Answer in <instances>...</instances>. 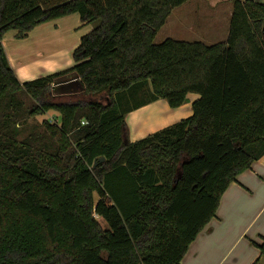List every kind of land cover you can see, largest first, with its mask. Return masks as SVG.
Returning <instances> with one entry per match:
<instances>
[{
    "label": "trees",
    "instance_id": "1",
    "mask_svg": "<svg viewBox=\"0 0 264 264\" xmlns=\"http://www.w3.org/2000/svg\"><path fill=\"white\" fill-rule=\"evenodd\" d=\"M188 1L0 0V264H180L264 156V2L234 0L223 41L155 42ZM74 13L93 26L74 65L20 81L5 34ZM73 73L82 96H55ZM190 93L191 116L126 138L127 114L159 99L178 108ZM49 110L60 124L18 138Z\"/></svg>",
    "mask_w": 264,
    "mask_h": 264
},
{
    "label": "crops",
    "instance_id": "2",
    "mask_svg": "<svg viewBox=\"0 0 264 264\" xmlns=\"http://www.w3.org/2000/svg\"><path fill=\"white\" fill-rule=\"evenodd\" d=\"M92 28L74 13L36 26L24 39H18L16 31H9L3 46L19 80L30 81L74 65L73 51ZM198 98V94L190 93L187 103L178 108L159 99L133 110L126 116L130 140H139L191 116ZM145 130L149 132L140 136ZM263 241L264 156L230 184L216 216L190 244L180 264H264L259 248Z\"/></svg>",
    "mask_w": 264,
    "mask_h": 264
},
{
    "label": "rangeland",
    "instance_id": "3",
    "mask_svg": "<svg viewBox=\"0 0 264 264\" xmlns=\"http://www.w3.org/2000/svg\"><path fill=\"white\" fill-rule=\"evenodd\" d=\"M217 1L218 0H190L184 6L173 10L166 24L157 34L155 42L159 43L167 38L187 41L201 40L206 43H215L225 40L229 32L234 1L226 0L216 3ZM256 1L264 2V0ZM54 86L59 87L57 91L55 90L53 92L55 96L72 95L74 98L82 96L80 95L82 89L77 80V75L74 73L56 80ZM68 86H70V88ZM66 97L69 98V96ZM73 97H70V99ZM147 99V95H137L133 100L134 102L137 101L140 103ZM103 100L107 102V98ZM133 100L130 101L132 104ZM29 103L28 101L27 107ZM60 117V112L56 110H49L44 114L29 117L24 125H19L20 133L18 138L22 140L27 137V135L37 130L39 131L42 129V124L45 120L57 121L60 124ZM129 131L128 128L126 138L130 139ZM144 132L147 133L149 131H143L140 136L145 135L146 133ZM116 181L118 182V179ZM119 181L121 184L125 182L124 179H119Z\"/></svg>",
    "mask_w": 264,
    "mask_h": 264
},
{
    "label": "water",
    "instance_id": "4",
    "mask_svg": "<svg viewBox=\"0 0 264 264\" xmlns=\"http://www.w3.org/2000/svg\"><path fill=\"white\" fill-rule=\"evenodd\" d=\"M69 88H70V86H68ZM81 87V86H80ZM103 161H105V157H100V158H98L95 162H94V164H93V167L95 168L99 163H101V162H103Z\"/></svg>",
    "mask_w": 264,
    "mask_h": 264
}]
</instances>
